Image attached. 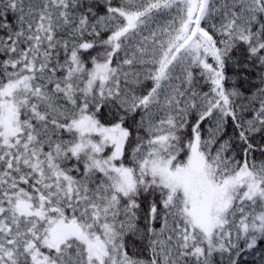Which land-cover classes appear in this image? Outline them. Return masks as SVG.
<instances>
[{
  "label": "snow or ice",
  "instance_id": "obj_1",
  "mask_svg": "<svg viewBox=\"0 0 264 264\" xmlns=\"http://www.w3.org/2000/svg\"><path fill=\"white\" fill-rule=\"evenodd\" d=\"M0 264H264V0H0Z\"/></svg>",
  "mask_w": 264,
  "mask_h": 264
}]
</instances>
